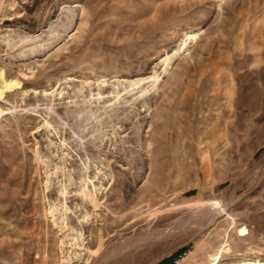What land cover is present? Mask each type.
<instances>
[{"label": "rangeland", "instance_id": "374dc122", "mask_svg": "<svg viewBox=\"0 0 264 264\" xmlns=\"http://www.w3.org/2000/svg\"><path fill=\"white\" fill-rule=\"evenodd\" d=\"M0 76V264L264 260V0H0Z\"/></svg>", "mask_w": 264, "mask_h": 264}, {"label": "bare ground", "instance_id": "6f19581e", "mask_svg": "<svg viewBox=\"0 0 264 264\" xmlns=\"http://www.w3.org/2000/svg\"><path fill=\"white\" fill-rule=\"evenodd\" d=\"M194 34H196V33L195 32H189L185 35H188V38H189V35H194ZM185 38H187V36ZM187 40L188 39H185L182 42H185V41L188 42ZM182 45H183V43H182ZM179 48H181V46ZM1 85H2V78L0 76V87H1ZM5 112H6L5 108H0V113H5ZM91 199L96 200V198L94 196H92ZM216 214H225L228 217L230 216L232 218V223H234V218L229 213L227 204L221 203L218 200H212V201L208 202L207 206L204 208V210L199 215L202 218L211 219ZM180 224H182V222H180ZM246 233H248V230L245 226H241L238 229V235H245ZM225 242H226V240H224V243L221 244L220 247L217 248L211 254L210 259L207 261L206 264H219L220 263L222 255L227 253V249L225 248ZM225 264H264V260L261 259L260 257L243 256V257L239 258L238 260L229 261V262H226Z\"/></svg>", "mask_w": 264, "mask_h": 264}, {"label": "trees", "instance_id": "16d2710c", "mask_svg": "<svg viewBox=\"0 0 264 264\" xmlns=\"http://www.w3.org/2000/svg\"><path fill=\"white\" fill-rule=\"evenodd\" d=\"M173 258H171V260H172ZM170 263V262H169Z\"/></svg>", "mask_w": 264, "mask_h": 264}]
</instances>
